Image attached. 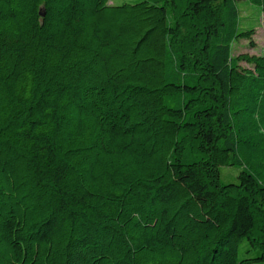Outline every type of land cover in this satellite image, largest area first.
I'll return each instance as SVG.
<instances>
[{
	"label": "trees",
	"instance_id": "16d2710c",
	"mask_svg": "<svg viewBox=\"0 0 264 264\" xmlns=\"http://www.w3.org/2000/svg\"><path fill=\"white\" fill-rule=\"evenodd\" d=\"M241 20L0 0V264H264V55H232Z\"/></svg>",
	"mask_w": 264,
	"mask_h": 264
},
{
	"label": "rangeland",
	"instance_id": "374dc122",
	"mask_svg": "<svg viewBox=\"0 0 264 264\" xmlns=\"http://www.w3.org/2000/svg\"><path fill=\"white\" fill-rule=\"evenodd\" d=\"M132 1L133 0H109V4L121 5ZM236 1L242 19L241 25L245 28L253 27L255 34L252 37V46H250L248 41L243 40L234 43L232 46V55L234 57L241 54H248L249 56L264 55V14L250 7L245 0ZM242 66L247 67L245 64H242ZM220 173V181L225 185L234 182L238 171L234 168L223 167L220 169Z\"/></svg>",
	"mask_w": 264,
	"mask_h": 264
}]
</instances>
